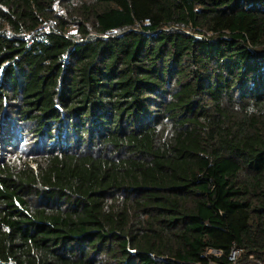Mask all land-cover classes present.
<instances>
[{"label":"trees","instance_id":"16d2710c","mask_svg":"<svg viewBox=\"0 0 264 264\" xmlns=\"http://www.w3.org/2000/svg\"><path fill=\"white\" fill-rule=\"evenodd\" d=\"M13 101L0 264L264 263V0H0Z\"/></svg>","mask_w":264,"mask_h":264},{"label":"rangeland","instance_id":"374dc122","mask_svg":"<svg viewBox=\"0 0 264 264\" xmlns=\"http://www.w3.org/2000/svg\"><path fill=\"white\" fill-rule=\"evenodd\" d=\"M56 9L59 10L58 6ZM42 28L45 30L49 27L48 25H44ZM73 32H75V28L71 26L70 33ZM14 102L15 101L7 104L4 109L0 110V159L10 156L18 159L20 152L24 153L21 156L25 158L30 153L36 152L37 149V146H35L29 138L25 137V131H28L31 124L17 121L14 117ZM6 130H8L9 133H5ZM39 151L42 152L43 149H39Z\"/></svg>","mask_w":264,"mask_h":264},{"label":"built area","instance_id":"2783aa9c","mask_svg":"<svg viewBox=\"0 0 264 264\" xmlns=\"http://www.w3.org/2000/svg\"><path fill=\"white\" fill-rule=\"evenodd\" d=\"M48 29V28H47ZM47 29H45L47 31ZM213 253H219L217 250H211ZM239 252L240 250L237 249V248H232L230 253H229V256H228V259L232 262H234L237 258V256L239 255ZM258 264H264L262 262H258Z\"/></svg>","mask_w":264,"mask_h":264}]
</instances>
